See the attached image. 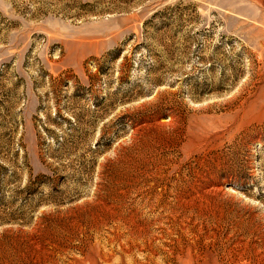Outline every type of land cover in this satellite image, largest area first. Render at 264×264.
I'll return each mask as SVG.
<instances>
[{"label":"rangeland","instance_id":"rangeland-1","mask_svg":"<svg viewBox=\"0 0 264 264\" xmlns=\"http://www.w3.org/2000/svg\"><path fill=\"white\" fill-rule=\"evenodd\" d=\"M0 264H264V0H0Z\"/></svg>","mask_w":264,"mask_h":264}]
</instances>
